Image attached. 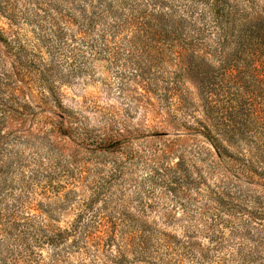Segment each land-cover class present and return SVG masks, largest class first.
<instances>
[{
    "label": "rangeland",
    "instance_id": "obj_1",
    "mask_svg": "<svg viewBox=\"0 0 264 264\" xmlns=\"http://www.w3.org/2000/svg\"><path fill=\"white\" fill-rule=\"evenodd\" d=\"M160 7L179 35L148 27ZM214 11L0 0V264H264V52L244 133L215 144L203 125L228 124L233 81L217 78L206 117L186 66L248 60L239 35L264 0H226L221 27Z\"/></svg>",
    "mask_w": 264,
    "mask_h": 264
},
{
    "label": "trees",
    "instance_id": "obj_2",
    "mask_svg": "<svg viewBox=\"0 0 264 264\" xmlns=\"http://www.w3.org/2000/svg\"><path fill=\"white\" fill-rule=\"evenodd\" d=\"M224 3H226V0H211V6L215 8L214 13L212 14L213 18L216 19V24H214L215 27L222 26L217 19L219 18L220 14L218 13L220 12L221 7L224 8ZM155 17V23L148 24V27L155 28V31L159 35L169 37L171 35V32H173L174 35H179L181 33L179 32V30L182 29V26L184 25V18H179L178 20L173 19L171 16L169 17L168 12L164 11V9L161 7L158 8V12ZM252 26L253 28L249 30L250 33L248 35L246 31L239 35L240 39L237 44V51H239L241 50V48H243V42L245 41L246 43V41H248L247 44L249 45V56L248 60H245L244 63L238 64L237 58H234L232 53H227L226 51L222 58H217L219 62L216 64V66L212 64V62L210 61L211 59L203 56L197 59L198 61L196 62L195 66H190V62H192L190 59V62L188 61V63L186 64V66L189 68V72H191V77H194L196 80V86L200 95L205 101L204 113L206 117H216L213 115L212 110L217 106V104L212 96L213 88L217 84V78L222 76V78L225 79L226 75L228 74L229 79H232L233 81V87L235 88L233 96L235 99H237V103L231 106H226L227 110L230 109V111L228 110V114L230 115L228 116V124L221 125L220 123H205L203 125L207 136L211 138V140H213V144H215L214 141L220 142L223 139L225 141H230L234 138L237 139L239 135L244 133L243 123L241 121H238V116H240L238 113H241L242 111V108L239 105L245 106V102L243 101V97L245 94L247 95V98L250 96L253 97V95H255V93L257 92L256 84L259 85L260 80L257 79V75L259 72L257 70V67L255 66V62L258 59L259 55L264 52V25L261 23H255L252 24ZM169 27L171 29H169ZM240 31L241 29H239V32ZM220 33H222L226 37L227 29L225 28V31H220ZM197 34H199V32H197ZM218 39L220 40L218 41V44H220V46H223L226 39H221L220 37ZM250 86H254V88ZM243 87L245 88L244 90ZM245 100L247 101V99ZM247 104L250 106L252 105L251 102ZM212 130L214 132L213 135H211ZM59 237V234L48 237L42 235V238H44V240H46L47 242L58 241Z\"/></svg>",
    "mask_w": 264,
    "mask_h": 264
}]
</instances>
